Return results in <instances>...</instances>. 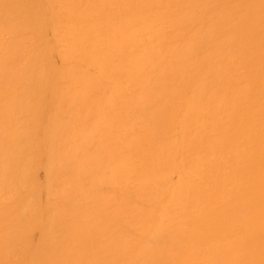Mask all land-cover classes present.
<instances>
[{
	"label": "bare ground",
	"instance_id": "obj_1",
	"mask_svg": "<svg viewBox=\"0 0 264 264\" xmlns=\"http://www.w3.org/2000/svg\"><path fill=\"white\" fill-rule=\"evenodd\" d=\"M0 264H264V0H0Z\"/></svg>",
	"mask_w": 264,
	"mask_h": 264
},
{
	"label": "rangeland",
	"instance_id": "obj_2",
	"mask_svg": "<svg viewBox=\"0 0 264 264\" xmlns=\"http://www.w3.org/2000/svg\"><path fill=\"white\" fill-rule=\"evenodd\" d=\"M42 178H43V173L40 174V179H42Z\"/></svg>",
	"mask_w": 264,
	"mask_h": 264
}]
</instances>
